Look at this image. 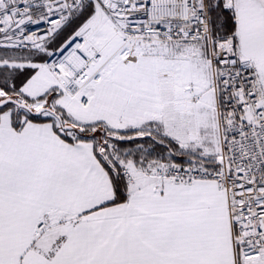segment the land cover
Wrapping results in <instances>:
<instances>
[{
	"label": "snow or ice",
	"instance_id": "1",
	"mask_svg": "<svg viewBox=\"0 0 264 264\" xmlns=\"http://www.w3.org/2000/svg\"><path fill=\"white\" fill-rule=\"evenodd\" d=\"M0 264H264V0H0Z\"/></svg>",
	"mask_w": 264,
	"mask_h": 264
}]
</instances>
